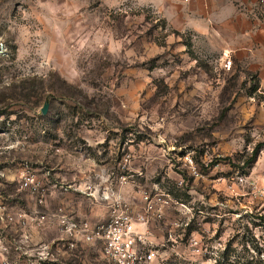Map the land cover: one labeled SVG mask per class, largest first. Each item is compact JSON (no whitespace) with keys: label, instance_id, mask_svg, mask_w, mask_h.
<instances>
[{"label":"rangeland","instance_id":"374dc122","mask_svg":"<svg viewBox=\"0 0 264 264\" xmlns=\"http://www.w3.org/2000/svg\"><path fill=\"white\" fill-rule=\"evenodd\" d=\"M109 1L0 0V207L44 212L24 183L45 201L62 190L84 138L116 182L76 184L85 210L141 193L178 210L182 241L137 245L148 264H264L259 71L166 31L149 8Z\"/></svg>","mask_w":264,"mask_h":264},{"label":"crops","instance_id":"0c3cea01","mask_svg":"<svg viewBox=\"0 0 264 264\" xmlns=\"http://www.w3.org/2000/svg\"><path fill=\"white\" fill-rule=\"evenodd\" d=\"M108 5L149 8L166 31L177 34V37L189 34L195 40L203 39L215 44L225 62L234 67L253 66V70L259 71L257 84L264 89V5H259L258 0H110ZM82 141L81 145L72 148L78 155L76 166L79 169H71V174L61 177L66 185L48 196L44 212L30 207L26 210L18 203L10 208L0 207V264H101L104 258L102 242L87 243L76 231L69 236L59 223L60 217H63L68 223L78 226L87 222L93 227L107 219L105 200H94L104 205L94 204L87 211L83 199L77 197V192H82L78 190L79 185L75 188L76 184L116 183L115 178L101 174L98 167L101 161L97 158L96 147L101 144L84 138ZM86 163L93 169L87 172L80 169ZM55 196L60 199L54 202L58 205L53 206L50 200ZM122 199L130 204L134 214L142 212L140 194L124 195ZM172 211L178 210L170 206L161 220L151 219L146 225H136L141 240L138 245L157 248L164 242L182 241L181 232L172 234L173 227L178 225L176 219L170 217ZM20 212L29 216H44L45 222L37 225L30 223L23 228L16 221L6 222V214Z\"/></svg>","mask_w":264,"mask_h":264},{"label":"built area","instance_id":"2783aa9c","mask_svg":"<svg viewBox=\"0 0 264 264\" xmlns=\"http://www.w3.org/2000/svg\"><path fill=\"white\" fill-rule=\"evenodd\" d=\"M259 5H264V0H258ZM6 52V48L0 43V57ZM29 181V180H28ZM23 185L37 196V204L44 205L45 200L37 188L36 182L30 180ZM141 201L143 209L140 214H134L129 203L120 197H106L107 201V219L104 223L91 227L87 222L78 224L68 223L63 217H60L59 223L64 226L63 232L69 236L76 231L81 238L87 242L100 241L103 244V257L110 264H148L152 261L153 254L151 252L144 254L139 251L137 245L141 242L137 233L136 225H146L151 219L161 220L164 217L165 210L172 204L171 199L167 195H155L151 197L145 193H141ZM5 220L8 223L17 222L21 228L31 223L40 224L45 222L44 216L28 218L24 213H16L14 215L6 214ZM195 241H191L190 246L195 247Z\"/></svg>","mask_w":264,"mask_h":264},{"label":"trees","instance_id":"16d2710c","mask_svg":"<svg viewBox=\"0 0 264 264\" xmlns=\"http://www.w3.org/2000/svg\"><path fill=\"white\" fill-rule=\"evenodd\" d=\"M255 158H256V151L253 152V154L250 158V162H252ZM250 162H247V164H249Z\"/></svg>","mask_w":264,"mask_h":264},{"label":"water","instance_id":"95a60500","mask_svg":"<svg viewBox=\"0 0 264 264\" xmlns=\"http://www.w3.org/2000/svg\"><path fill=\"white\" fill-rule=\"evenodd\" d=\"M46 110H47V108H46V106H44V107L42 108V110H41V113H42V114H45V113H46Z\"/></svg>","mask_w":264,"mask_h":264}]
</instances>
